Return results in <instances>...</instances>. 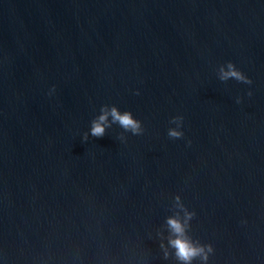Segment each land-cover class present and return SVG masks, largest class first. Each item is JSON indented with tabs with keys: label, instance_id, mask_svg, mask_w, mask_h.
I'll list each match as a JSON object with an SVG mask.
<instances>
[{
	"label": "water",
	"instance_id": "95a60500",
	"mask_svg": "<svg viewBox=\"0 0 264 264\" xmlns=\"http://www.w3.org/2000/svg\"><path fill=\"white\" fill-rule=\"evenodd\" d=\"M169 218L264 264V0H0V264H183Z\"/></svg>",
	"mask_w": 264,
	"mask_h": 264
},
{
	"label": "clouds",
	"instance_id": "9594fccd",
	"mask_svg": "<svg viewBox=\"0 0 264 264\" xmlns=\"http://www.w3.org/2000/svg\"><path fill=\"white\" fill-rule=\"evenodd\" d=\"M230 71L222 72L221 79L226 80L229 77H234L238 80H244V77L237 71L231 70L233 66L231 64L228 65ZM109 113L105 112V114L101 115L97 121L93 122L91 128V135L94 137H102L105 133V125L107 122ZM110 115L113 118V122H118L120 126H122L125 130H131L133 133H138L140 129V125L137 121H135L130 113L120 114L115 108L111 109ZM175 122V120L173 121ZM182 134L175 130L169 131V136L178 138ZM179 198H177L178 200ZM187 220L191 219V214L185 213ZM169 229L175 238L169 240V244L171 247L175 249V254L178 260L183 262V264H191V261L197 256H201L205 261L207 260V254L205 253V249L203 247L194 246L185 236V227L178 219L169 218L167 221ZM208 251H211V248H208Z\"/></svg>",
	"mask_w": 264,
	"mask_h": 264
}]
</instances>
